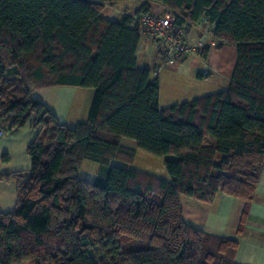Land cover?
<instances>
[{
  "label": "trees",
  "instance_id": "trees-1",
  "mask_svg": "<svg viewBox=\"0 0 264 264\" xmlns=\"http://www.w3.org/2000/svg\"><path fill=\"white\" fill-rule=\"evenodd\" d=\"M122 2L142 5L116 22L101 17ZM151 3L186 31L206 19L218 48L235 47L226 90L159 107L158 80L135 56L133 20ZM56 87L95 91L86 123L61 125L33 99ZM29 122L39 133L27 148L30 175L11 176L18 200L0 213V264H233L236 243L186 223L181 198L254 199L264 166V0H0V128ZM123 139L165 158L168 178L126 168L135 151ZM85 161L98 166L92 182L78 177Z\"/></svg>",
  "mask_w": 264,
  "mask_h": 264
},
{
  "label": "crops",
  "instance_id": "crops-1",
  "mask_svg": "<svg viewBox=\"0 0 264 264\" xmlns=\"http://www.w3.org/2000/svg\"><path fill=\"white\" fill-rule=\"evenodd\" d=\"M141 5V2H122L114 7L107 6L101 17L116 22L123 14L134 15ZM149 6L150 10L164 9L156 3ZM209 26L214 29L212 25ZM201 34L199 26L190 25L187 27V42L190 45L197 44ZM203 49L207 52L205 58L201 57ZM135 56L136 67L149 70L150 78L158 80L161 109L226 90L237 60L234 46L218 48L214 39L195 55L180 60L170 68L163 67L156 45L146 38L140 37ZM203 71H207L208 75L203 77ZM94 95L93 89L56 87L35 91L33 99L44 105L59 124L66 127L67 124H72L68 128H73L87 122ZM38 133L39 130L32 128L29 122L21 129L4 132L0 140V213H10L16 206L18 188L11 176L30 175L31 159L27 148ZM121 145L134 150L136 155L135 142L123 139ZM83 164L84 162L78 176ZM97 171L98 166L95 177ZM181 207L185 222L194 229L211 237L236 243L233 264H264V166L254 199L249 205L239 199L217 194L211 205L181 198Z\"/></svg>",
  "mask_w": 264,
  "mask_h": 264
},
{
  "label": "built area",
  "instance_id": "built-area-1",
  "mask_svg": "<svg viewBox=\"0 0 264 264\" xmlns=\"http://www.w3.org/2000/svg\"><path fill=\"white\" fill-rule=\"evenodd\" d=\"M133 24L137 26L140 37L154 43L162 57L163 67H173L177 62L195 55L198 50L207 43H212L213 29L206 19L199 21L201 37L195 45L187 42V31L185 27L176 26L174 18L166 13L164 9H151L149 12L134 18ZM208 75L203 71L202 76ZM4 136V130L0 128V140Z\"/></svg>",
  "mask_w": 264,
  "mask_h": 264
},
{
  "label": "rangeland",
  "instance_id": "rangeland-1",
  "mask_svg": "<svg viewBox=\"0 0 264 264\" xmlns=\"http://www.w3.org/2000/svg\"><path fill=\"white\" fill-rule=\"evenodd\" d=\"M165 91L168 93L166 89ZM69 125L73 126L72 124H67L68 127ZM164 161L165 158L154 157L137 149L134 163L131 166H126V168H134L136 170L149 173L158 178L167 179L168 176L164 169ZM96 169H97L96 164L91 162H84L81 172L78 176L79 179L83 181L92 182L95 178L94 175ZM22 264H32V262H27Z\"/></svg>",
  "mask_w": 264,
  "mask_h": 264
}]
</instances>
